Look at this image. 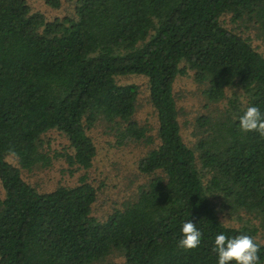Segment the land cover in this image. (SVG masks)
Masks as SVG:
<instances>
[{
	"label": "trees",
	"instance_id": "16d2710c",
	"mask_svg": "<svg viewBox=\"0 0 264 264\" xmlns=\"http://www.w3.org/2000/svg\"><path fill=\"white\" fill-rule=\"evenodd\" d=\"M250 26L264 44V0H73L71 13L51 17L28 0H0V264H96L111 253L121 264H218L220 233L253 236L262 263L257 226L223 223L214 201L264 226V136L239 125L248 106L264 117V54ZM188 70L207 103L226 98L195 117L191 143L172 91ZM130 73L146 78L156 141L134 118L137 83L116 80ZM96 121L118 143L150 144L136 161L145 179L101 219L91 213L99 185L84 175L39 190L21 172L50 164L51 128L67 138L70 151L58 154L68 165L90 166L86 129ZM189 220L202 238L186 250L178 241Z\"/></svg>",
	"mask_w": 264,
	"mask_h": 264
},
{
	"label": "rangeland",
	"instance_id": "374dc122",
	"mask_svg": "<svg viewBox=\"0 0 264 264\" xmlns=\"http://www.w3.org/2000/svg\"><path fill=\"white\" fill-rule=\"evenodd\" d=\"M32 8L42 11L45 16L63 15L72 12L73 0H60L59 7L53 8L44 4L41 0H28ZM228 25L229 16L225 15ZM235 24V23H234ZM237 28L244 29L240 21H236ZM250 35L251 41L264 54V44L254 35L252 26L245 30ZM125 76H118V82H135L138 85L136 110L134 118L138 122L146 123L149 126V133L155 138L156 117L153 107L147 101L146 78L141 74L130 73ZM173 95L178 108V122L183 137L189 142L195 139L198 134L195 124V117L201 113H214L216 108H223L226 105V98L216 103H207L201 94L200 86L191 75V70L186 74L177 75L173 81ZM230 93L227 92V95ZM95 145V154L90 166L75 167L68 165L64 156L58 154L63 151H70L66 136L56 128H51L42 134L43 150L51 156L50 164L37 166L30 170L21 169L22 175L39 190H50L57 184H73L80 175L94 185H99L96 200L92 204V214L103 218L112 210L119 207L121 202L136 191L137 185L145 179L136 169L137 158L150 146L144 141L125 139L118 143L114 129L103 121H96L86 129ZM194 132V134H193ZM2 190L0 187V194ZM219 219L230 225H239L247 217L250 222L257 226L256 238L264 241V226L260 220L253 218L244 212H238L239 217L227 208L221 207L219 199L214 200ZM96 264H121V256L115 253L107 255L104 260ZM260 264H264V261Z\"/></svg>",
	"mask_w": 264,
	"mask_h": 264
},
{
	"label": "clouds",
	"instance_id": "9594fccd",
	"mask_svg": "<svg viewBox=\"0 0 264 264\" xmlns=\"http://www.w3.org/2000/svg\"><path fill=\"white\" fill-rule=\"evenodd\" d=\"M239 125L244 132H258L264 136V117L257 106H248L243 115L239 118ZM182 238L178 241V246L190 250L201 244L202 232L191 220L182 226ZM261 245L255 238L248 234H240L229 237L220 233L215 237L214 251L218 254V264H259Z\"/></svg>",
	"mask_w": 264,
	"mask_h": 264
}]
</instances>
